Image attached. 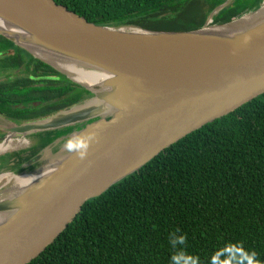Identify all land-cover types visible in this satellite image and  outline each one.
Instances as JSON below:
<instances>
[{"label":"water","instance_id":"water-1","mask_svg":"<svg viewBox=\"0 0 264 264\" xmlns=\"http://www.w3.org/2000/svg\"><path fill=\"white\" fill-rule=\"evenodd\" d=\"M252 12L193 30H151L96 24L56 0H0V35L65 74L52 61L55 53L106 76L91 86L68 74L92 96L45 118L8 120V128L0 122V143L66 128L71 136L95 133L83 159L68 152L25 189L0 197V264H28L86 201L191 132L264 94V12ZM247 16L248 25L229 29ZM42 153L25 165L0 157V174H17L9 164L25 171ZM11 185L4 184L3 192Z\"/></svg>","mask_w":264,"mask_h":264},{"label":"trees","instance_id":"trees-1","mask_svg":"<svg viewBox=\"0 0 264 264\" xmlns=\"http://www.w3.org/2000/svg\"><path fill=\"white\" fill-rule=\"evenodd\" d=\"M56 1L96 24L183 31L203 27L226 0ZM237 3L223 7L212 24L256 9ZM194 5L198 12L191 17L188 8ZM16 71L22 75L0 84V112L17 121L45 118L92 94L0 35V73ZM176 229L187 235V251L200 264L228 242H242L264 264V94L191 132L86 201L28 264H169L168 237Z\"/></svg>","mask_w":264,"mask_h":264},{"label":"rangeland","instance_id":"rangeland-1","mask_svg":"<svg viewBox=\"0 0 264 264\" xmlns=\"http://www.w3.org/2000/svg\"><path fill=\"white\" fill-rule=\"evenodd\" d=\"M227 1L231 2L233 0H227ZM237 1H238V3H237L238 6H240V7H242L243 5H246V4L252 5V7H254V8L256 7V9L253 10L254 12L251 11L252 13L259 12L261 15L262 12H264V0H261V3H260L261 5H259V6H258V1H256V0H237ZM198 8H199V6H197V5L189 7L188 9L191 10V12L189 13V16L196 17L197 16L196 12H198ZM205 8H206L205 6L200 7L201 10H205ZM254 8H252V9H254ZM211 13L209 14V16L206 20V25H209V26L212 25L211 19L214 16V15L212 16ZM23 74H25V73H23ZM16 75H18V74H16ZM20 75H22V73ZM5 77H6V75L4 73L0 74L1 79L5 78ZM8 120H9L8 118H4V117L0 119L2 127L8 128V127L12 126V125H10ZM9 121H11V120H9ZM71 134H72V131H68L65 133L64 131L58 130V131H48V132H42V133H36V134H29V135H25L24 137H18V138L26 139L28 141V144L25 146H21L17 149H14V150L7 151V152L1 154L0 157L4 156L5 159H7V158H9L10 160L12 159V162L13 161L18 162V160H19V163H21V164L24 163V165H25L27 160L31 159L33 156L37 155L38 153L43 152L42 158H40V160L38 162L27 167L25 171L24 170L20 171V170H18L19 167L10 166V164L8 165V167H6V168H10V169L14 170L17 174H19L21 172H35L40 167H42L46 164L52 163L56 159H59V158L63 157V155L68 153V151H66V150L61 151V149H62L61 146L64 145V143L71 136ZM60 136H64V137L59 138ZM66 137H68V138H66ZM63 141H65V142L62 143ZM5 159L2 160L3 163H5L4 162ZM1 165L2 164L0 163V167H1ZM7 171H10V170H6V172ZM1 172H3V171H0V173ZM3 189L4 188H0V197L4 195Z\"/></svg>","mask_w":264,"mask_h":264},{"label":"clouds","instance_id":"clouds-1","mask_svg":"<svg viewBox=\"0 0 264 264\" xmlns=\"http://www.w3.org/2000/svg\"><path fill=\"white\" fill-rule=\"evenodd\" d=\"M93 138L95 133L71 136L66 140L64 149L83 159ZM178 233L180 230L176 229L168 237L173 249L169 264H200V258L187 251V235ZM208 264H261V261L257 259V253L246 249L242 242H228L211 254Z\"/></svg>","mask_w":264,"mask_h":264},{"label":"bare ground","instance_id":"bare-ground-1","mask_svg":"<svg viewBox=\"0 0 264 264\" xmlns=\"http://www.w3.org/2000/svg\"><path fill=\"white\" fill-rule=\"evenodd\" d=\"M0 17H2V14L0 13ZM252 21V17H245L238 26H230V30H236L244 27V25L247 23V25ZM223 28L222 30H224ZM37 52V50H35ZM37 54L48 58V56L42 52H37ZM59 54H54V59L52 60L55 65H57L59 68L67 72L73 79L80 81L83 84L86 85H98L101 84L103 80H105L106 76L96 70L90 69L82 64H79L73 60L66 59V58H57ZM51 59V58H49ZM66 139V138H65ZM63 141L62 143H64ZM28 144V141L24 138L20 139H13L12 137H7L4 142L0 143V152H5L8 150H14L21 146H25ZM65 144V143H64ZM61 151H64V145L61 146ZM52 155V154H51ZM53 156V155H52ZM52 167L49 164H46L42 167H40L35 172H25L23 174H15L12 172H6L0 174V188L7 183H12L11 186H8L6 190L3 192L6 194L7 192H14L18 191L21 188L25 189L27 186L31 185L34 181L38 180L39 178L43 177L44 174L50 172ZM47 171V172H45ZM4 220V217L2 214H0V222Z\"/></svg>","mask_w":264,"mask_h":264},{"label":"flooded vegetation","instance_id":"flooded-vegetation-1","mask_svg":"<svg viewBox=\"0 0 264 264\" xmlns=\"http://www.w3.org/2000/svg\"><path fill=\"white\" fill-rule=\"evenodd\" d=\"M0 74H1V73H0ZM16 74H21V73L16 71V73H13L12 75L9 74L8 76H6V77L3 78V79L0 78V84H1L2 82H4L5 80H7L8 78H10V77H15ZM91 96H92V94L89 95L88 98H90ZM0 106H1V101H0ZM0 114L3 115V116H5L6 118L10 119V120H11L12 122H14V123L20 124V123H23V122H24V120H19V121H17L16 119L9 118V117H7L6 115H4V114L1 113V112H0ZM25 122H27V121H25ZM73 128H74V129H77V128H79V126H75V127H73ZM4 134H5V133L0 129V137H1L2 135H4Z\"/></svg>","mask_w":264,"mask_h":264}]
</instances>
